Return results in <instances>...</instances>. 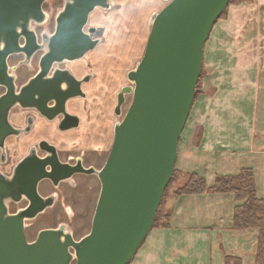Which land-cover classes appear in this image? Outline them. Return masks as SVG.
<instances>
[{"label": "water", "instance_id": "obj_1", "mask_svg": "<svg viewBox=\"0 0 264 264\" xmlns=\"http://www.w3.org/2000/svg\"><path fill=\"white\" fill-rule=\"evenodd\" d=\"M47 0H0V147L19 135L9 122L14 107L33 109L41 117H62L59 129L76 128L79 118L66 108L70 99L85 97L78 79L62 64L79 60L100 42L87 27L90 14L110 7L108 0H64L51 34L41 41L29 26L46 20ZM229 0H169L150 19L145 48L128 71L130 85L120 88L114 113L121 116L127 95L130 104L113 127L107 158L94 173L100 190L90 231L76 240L64 225L40 230L33 241L25 235V220L34 219L52 204L37 193V184H53L80 169L61 163L55 147L43 140L32 147L15 169V194L0 190V264H128L153 228L163 193L171 180L179 139L193 107L205 43ZM22 40L23 43H20ZM43 51L37 71L17 87L7 59L22 53L21 65ZM45 153L37 156L36 149ZM24 195L30 206L7 212L4 196Z\"/></svg>", "mask_w": 264, "mask_h": 264}, {"label": "crops", "instance_id": "obj_2", "mask_svg": "<svg viewBox=\"0 0 264 264\" xmlns=\"http://www.w3.org/2000/svg\"><path fill=\"white\" fill-rule=\"evenodd\" d=\"M104 52L97 48L92 54L102 57ZM74 63L67 69L79 79L87 71L82 62ZM202 65L201 93L179 139L175 169L198 175L208 187L217 175L251 169L256 195L264 199V0L229 5L213 25ZM79 103H68V111L81 118L85 111ZM92 129L98 131L96 124ZM79 135L34 132L20 150L40 138L65 149L61 141ZM240 203L232 193L173 196L167 224L151 229L128 264H226L227 256L255 264L258 229L233 228Z\"/></svg>", "mask_w": 264, "mask_h": 264}, {"label": "rangeland", "instance_id": "obj_3", "mask_svg": "<svg viewBox=\"0 0 264 264\" xmlns=\"http://www.w3.org/2000/svg\"><path fill=\"white\" fill-rule=\"evenodd\" d=\"M168 1L169 0H108L110 7L107 9H95L90 14L87 24V27L96 28L94 37L99 38L100 42L93 50L87 52L83 58L62 64V66L65 65L67 67L70 64H75L74 62H82L83 69L85 68L86 71L92 74L91 79L82 86L85 97L73 98L68 101L69 106L71 105L73 107L77 105V102H80L78 106L85 111L82 115L83 117H81L80 125V128L83 127V129L74 130L78 131L80 134L79 137L66 141L62 140L61 142L64 143L62 146L67 148L76 141L80 144V149L98 147L99 157L95 165L97 169L103 165L107 158L113 139L114 124L121 120L131 101V97L127 95L125 103L121 107L122 115L116 116L114 107L116 105L117 93L122 86L130 85L127 80V73L135 67L143 54L150 29L151 15L164 7ZM63 4L64 0H47L43 4V10L47 14L46 22L42 25L34 24L35 30L37 32L53 31L55 17L63 7ZM228 7L229 6H227L225 10H227ZM97 48H101L105 51L102 57L101 55H96L95 57L92 54ZM123 48L125 49L123 50ZM12 62H14V59L11 63ZM35 62L34 60L32 61V65H23V67L20 68L17 78L18 85L24 83L27 78L34 73V69L35 71L37 70V64ZM202 70L203 65L197 83V93L201 91L203 79H201ZM84 74H86V72L81 73L80 76L82 77ZM89 106L92 108V113L97 107L99 110L98 113L103 118V127L97 132L93 129L91 132L89 128V124L93 126V118L88 109ZM22 112L25 113V110ZM13 113H18V108H15ZM36 124L37 126L33 132L42 131L44 129L43 125L40 126L39 118H36ZM43 124L47 127L46 131L48 135L52 133L51 129L59 136H64V134L67 133H59L53 125V122L49 124L43 122ZM49 126H52L51 129L48 128ZM10 141H12V144H8V146H10L12 152V148L16 145L18 146L20 141L19 139L17 143L14 142V139ZM35 142L34 140L33 143ZM20 148L18 147L13 150L12 154L14 159H18L23 155L24 152L20 151ZM60 150L64 151L65 149L60 148ZM172 177L173 178H171L163 193L158 208L160 212L157 224L165 222L166 212L170 208L173 192L182 180L179 171ZM90 182L92 185L90 191L78 197V199L71 197L70 204L74 214H64V211L61 210L62 206L52 210L49 209L44 214L39 215L35 220L31 221L30 229L26 231L27 240L33 241L40 230L46 229L47 227H56L59 223L63 224L65 229L70 231L76 240L85 236L91 228L92 216L100 190V183L96 177H93ZM45 188H47L46 185L42 187L43 192H45ZM66 205H68V203L65 204V206Z\"/></svg>", "mask_w": 264, "mask_h": 264}, {"label": "flooded vegetation", "instance_id": "obj_4", "mask_svg": "<svg viewBox=\"0 0 264 264\" xmlns=\"http://www.w3.org/2000/svg\"><path fill=\"white\" fill-rule=\"evenodd\" d=\"M46 19H47V14H46ZM45 22H46V20H45ZM29 27L35 31V33L37 34V38H38L39 42L41 41V34L42 33L51 34L53 32V31H51V32H47V31L37 32L34 28V23H31ZM95 33H96V31H95ZM95 33L92 36L93 38H96V37H94ZM20 43H23L22 40L20 41ZM42 53H43V51H37L32 56L30 64L32 65V61H34V60L36 61L35 63L38 64V60H39L40 56L42 55ZM13 59H14V62L11 63V61ZM23 61H24V55L22 53L11 55L7 59L8 72L15 76L14 78H15V83H16L17 87H19L21 85V84H19V85L17 84V78H18V71L20 70L21 67H23V65H21V62H23ZM25 66H27V65H25ZM60 68H67V67L65 65L64 66L61 65ZM36 71L34 69V73H32L30 75V77L33 76ZM87 76H89V79H88V81H89L92 77V74L88 71L86 72V74H84L79 79H83ZM30 77H28L27 80ZM88 81H86V82H88ZM86 82H84V83H86ZM84 83L81 84V88H82ZM82 90H83V88H82ZM3 92H4V89L0 88V95L3 94ZM68 103L69 102H67V105H66L67 111H68ZM15 108H18V113H13V110ZM24 110H25V113L22 112ZM77 117L79 118V123H78V126L76 128H70V129L66 128V129L60 130L59 124H61V121H62V117H60V116L54 118L53 120H47L44 117H41L33 109H21L18 106L11 109V111L9 112V117H8L9 122L11 123V125L13 127L20 130V132H19V135L8 136L4 141L3 147H0V190L2 189V186H4V188H6V193L12 192L13 194H15L16 190L14 188V177H15L16 167L28 155V153L30 152V149L34 146L36 147L38 142L43 141V140L47 141L49 144H51L55 147L60 162L66 164L69 168L80 169V170L82 168H84V169H88V168L97 169L95 165H96V161L99 157L98 147H91L90 149H80V144L76 141H74V144L72 143L71 145H69V147L65 148L64 151H61L60 148H58V146L56 144L52 143L49 139L40 138V139L36 140L35 143L28 144L26 146L25 150L23 151L24 152L23 155H21L18 159H14V157H13V154H12L13 150H15L18 147L20 148V145L23 144L25 142V140L31 134L34 133L33 131L35 130V128L37 126L36 118L40 119V124L43 125V128H44V129L41 128V129H43V131H46V128H47V127H45L43 122L48 123V124L53 122V125L59 131V133H63V132L68 133L70 131L83 129V127L80 128L81 118L79 116H77ZM90 118H91V116H90ZM92 118H93L92 119L93 124H96V129L100 130L103 127L102 116L100 114L98 115L96 113V111L94 110V112L92 114ZM51 127L52 126H49L48 128L51 129ZM90 127H91V124H89V128ZM51 132H52V129H51ZM46 133H47V131H46ZM11 139H14V142H16V143H17L18 139L20 141L18 146L16 145L12 148V152H11L10 146H8V144H12V141H10ZM36 153H37V156H40V157L45 156V153L39 151L38 148L36 149ZM93 177H96V179H98L94 173L88 174V173L82 172V170H81V171H75L70 177L63 179V180H60L57 184H53L52 181H50L49 179H43V180L39 181L37 184V193L42 198H51L52 204L50 206H48L47 208H45L34 219L25 220V222H24V224H25V229H24L25 235H26L27 229H30L31 221L35 220L39 215L44 214L49 209L52 210V209H55L56 207L59 208L60 206H62L61 210L64 211V214H74V211H73L72 206L70 204L71 197L78 199V197H81L82 195L86 194V192L90 191L92 189V185H91L90 181ZM45 185L47 188H45V192H43L42 187H44ZM13 196L14 195L10 194V195H6L3 197L8 213L16 214L19 211L24 210L30 206V201L24 195L19 196L18 200H13V198H12ZM67 203H68V205L65 206V204H67ZM61 225H63V224L59 223L56 227H47V228H58Z\"/></svg>", "mask_w": 264, "mask_h": 264}, {"label": "trees", "instance_id": "obj_5", "mask_svg": "<svg viewBox=\"0 0 264 264\" xmlns=\"http://www.w3.org/2000/svg\"><path fill=\"white\" fill-rule=\"evenodd\" d=\"M242 1L244 0H229L228 6L232 4H239ZM225 14L226 10L223 11L218 20L223 18ZM203 77L204 72L202 70L201 79ZM200 93L201 91L198 93L197 91L195 92L194 100ZM175 173H177L176 169H174L173 176ZM180 175L182 180L174 190L173 196L177 197L180 195L199 194L203 192L232 193L235 199L241 202L234 208L233 228L258 229V243L255 264H264V199H259L256 195L255 183L251 169H243L237 175H217L213 185L210 187L207 186L203 178L194 173L180 172ZM159 212L160 209H158L156 213L153 228L167 224L166 222L157 224ZM225 262L226 264H239L237 259L228 256L225 258Z\"/></svg>", "mask_w": 264, "mask_h": 264}]
</instances>
